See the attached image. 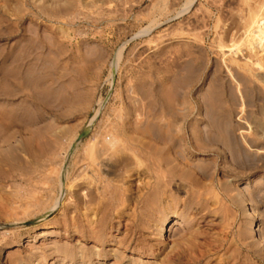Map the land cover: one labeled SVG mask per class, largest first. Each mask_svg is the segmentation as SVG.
Masks as SVG:
<instances>
[{"label": "rangeland", "instance_id": "374dc122", "mask_svg": "<svg viewBox=\"0 0 264 264\" xmlns=\"http://www.w3.org/2000/svg\"><path fill=\"white\" fill-rule=\"evenodd\" d=\"M238 3L0 0V264H264Z\"/></svg>", "mask_w": 264, "mask_h": 264}, {"label": "bare ground", "instance_id": "6f19581e", "mask_svg": "<svg viewBox=\"0 0 264 264\" xmlns=\"http://www.w3.org/2000/svg\"><path fill=\"white\" fill-rule=\"evenodd\" d=\"M238 2L239 8L233 16L238 28L241 29L238 43L219 45L221 48H226L223 54L226 53L229 64H234L246 76L259 81L264 87V0H238ZM261 116L260 119L252 120L253 130L260 133L264 129V106L261 107ZM262 135L264 136L259 134ZM259 151L264 153V149L260 148ZM175 221L176 219L174 224Z\"/></svg>", "mask_w": 264, "mask_h": 264}]
</instances>
